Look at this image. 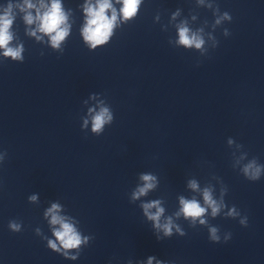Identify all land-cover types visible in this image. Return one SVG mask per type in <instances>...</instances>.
Returning <instances> with one entry per match:
<instances>
[{
  "label": "clouds",
  "instance_id": "1",
  "mask_svg": "<svg viewBox=\"0 0 264 264\" xmlns=\"http://www.w3.org/2000/svg\"><path fill=\"white\" fill-rule=\"evenodd\" d=\"M118 3H121L123 6L120 9V14L123 19H131L137 13L141 0H117ZM201 4L204 3V0H199ZM209 8H212L213 5L209 3L207 5ZM13 5L9 4L8 7L4 10L3 14L0 15V48L4 49V56L11 57L13 60L22 59L21 53L23 51L22 47H9V43L13 39L12 33L9 31L12 27L15 15L13 13ZM22 12H25L24 21L25 23L31 25L34 20L39 21L38 31L49 35L50 42L53 48H59L61 41L68 35V25H67V16L62 10L60 0H52L51 6L41 15L40 8H44L45 5L41 4L40 8H36V5L31 3V0H24L23 4L15 5ZM36 8V16L33 17L30 9ZM108 10H111V16L107 15ZM86 13V24L82 30L83 37L91 47H96V45L106 43L108 38L112 35V29L117 23V11L113 8L110 0H97L96 5L91 3L87 4L84 8ZM216 13H219V8H216ZM175 18V14L173 16ZM232 17L228 12L217 15L215 19V25H220L224 20H231ZM179 39L177 43L183 45L185 48H195L201 51H204L205 39L201 34L203 29H200L196 32L190 31L186 26V22H182L177 26ZM31 35H35V32H31ZM229 30L224 29V35L228 36ZM39 39V37H37ZM211 39H214L210 37ZM218 43V42H217ZM91 111V110H90ZM112 121V115L107 108H101V110L94 115L92 118V131L99 134L106 123ZM85 121V125H87ZM231 144L232 141L229 140ZM244 176L251 180L257 181L261 178L262 173H264V165H260L256 162L255 159L249 161L242 168ZM140 180L143 182L142 185L137 186L135 191L132 193V200H138L140 197L146 196L151 190L157 186V177L150 173H142L140 175ZM189 186L193 190L198 189V184L196 181H190ZM204 206L201 205L199 201L195 198L186 199L184 197L179 198L180 209L175 213L176 217L183 215L186 219H189L192 225H195L197 220L201 225L206 224L207 221L203 219L206 211L210 208L211 215L216 217L221 209L226 205L221 199L219 202L213 198L212 189L206 187L202 191ZM32 200H35L36 197H31ZM144 215L148 220L153 222V227L157 230L163 231L165 236H171L173 229H175L181 236L185 233L176 225L171 216L166 217L162 221L164 216L165 209L161 206V200H151L141 204ZM155 209V211H153ZM60 211V206L58 204H53L51 208L47 210L45 215L50 216L51 225H59L58 228L53 229V235L56 237V240L59 241V244L63 249H73L79 248L82 242H86L87 238L85 237L82 241L81 235L76 231L71 223L66 222L65 218L60 216L58 213ZM228 216L236 217L239 215V212L233 207L228 213ZM240 224L247 226V217L240 220ZM10 227L13 230H19V225L11 223ZM209 239L214 242L220 241V236L218 235V229L216 227L209 228ZM231 238V233L225 237V241ZM49 247L59 251L57 243L49 240ZM67 255V253H65ZM73 259L75 257H72ZM154 257H149L147 264H152ZM161 264V262H157Z\"/></svg>",
  "mask_w": 264,
  "mask_h": 264
}]
</instances>
